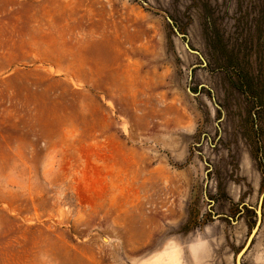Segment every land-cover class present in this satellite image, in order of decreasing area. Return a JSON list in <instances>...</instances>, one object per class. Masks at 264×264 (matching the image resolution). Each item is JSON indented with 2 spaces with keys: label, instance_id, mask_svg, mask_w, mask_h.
I'll return each instance as SVG.
<instances>
[{
  "label": "rangeland",
  "instance_id": "374dc122",
  "mask_svg": "<svg viewBox=\"0 0 264 264\" xmlns=\"http://www.w3.org/2000/svg\"><path fill=\"white\" fill-rule=\"evenodd\" d=\"M205 226L264 264V0H0V264H180Z\"/></svg>",
  "mask_w": 264,
  "mask_h": 264
},
{
  "label": "clouds",
  "instance_id": "9594fccd",
  "mask_svg": "<svg viewBox=\"0 0 264 264\" xmlns=\"http://www.w3.org/2000/svg\"><path fill=\"white\" fill-rule=\"evenodd\" d=\"M210 226H205L199 230L197 233L195 230H193V233L191 236L188 234H184L179 243L181 245L183 256L181 258L180 264H212V260L210 259L211 253L215 251L213 240L211 238V235L209 234ZM199 235L200 240L202 243L205 244L206 249L210 250L208 252L207 257H194L192 255L191 246L195 242L196 236ZM147 258L144 259V261L141 262V264H146ZM135 264V261L133 262Z\"/></svg>",
  "mask_w": 264,
  "mask_h": 264
},
{
  "label": "water",
  "instance_id": "95a60500",
  "mask_svg": "<svg viewBox=\"0 0 264 264\" xmlns=\"http://www.w3.org/2000/svg\"><path fill=\"white\" fill-rule=\"evenodd\" d=\"M187 46H188V44H187ZM247 250H248V247L246 245L238 252V254L236 256V264H243L242 258H243L244 254L246 253Z\"/></svg>",
  "mask_w": 264,
  "mask_h": 264
},
{
  "label": "bare ground",
  "instance_id": "6f19581e",
  "mask_svg": "<svg viewBox=\"0 0 264 264\" xmlns=\"http://www.w3.org/2000/svg\"><path fill=\"white\" fill-rule=\"evenodd\" d=\"M258 214L260 215V214H261V212H258Z\"/></svg>",
  "mask_w": 264,
  "mask_h": 264
}]
</instances>
